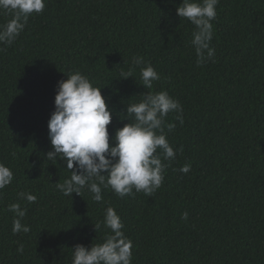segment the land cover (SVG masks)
<instances>
[{"label": "trees", "instance_id": "obj_1", "mask_svg": "<svg viewBox=\"0 0 264 264\" xmlns=\"http://www.w3.org/2000/svg\"><path fill=\"white\" fill-rule=\"evenodd\" d=\"M44 2L11 45L0 43V163L13 172L0 190V264H72L75 245L101 243L110 232L109 206L132 242L131 264H264V0H219L214 61L201 66L195 27L176 13L182 0ZM10 19L0 13V25ZM135 57L158 72L152 89L142 86L146 64ZM77 70L111 109L110 141L145 93L167 91L181 104L183 124L169 113L164 132L182 150L173 160L157 150L167 167L151 196L120 198L101 186L97 202L87 187L71 197L57 189L71 170L46 159L47 122L57 82ZM185 164L187 174L179 171ZM13 203L26 209L29 232L13 233Z\"/></svg>", "mask_w": 264, "mask_h": 264}, {"label": "clouds", "instance_id": "obj_2", "mask_svg": "<svg viewBox=\"0 0 264 264\" xmlns=\"http://www.w3.org/2000/svg\"><path fill=\"white\" fill-rule=\"evenodd\" d=\"M218 3L219 0H182L176 8L177 15L195 27L191 44L197 66L214 61L215 49L210 46L213 38L211 22L217 16ZM44 8V0H0V13L11 16L6 24L0 25V43L11 45L23 31L29 16L42 13ZM133 63L146 64L142 57H135ZM128 77L130 74L125 76ZM140 77L146 89H152L153 82L160 79L151 64L141 68ZM100 90L78 70L57 82L54 111L47 122L52 151L46 153V159L55 163L58 159L63 161L71 175L56 187L64 196L70 197L73 193L80 195L87 187L97 202L103 199L101 186L111 188L120 198L141 191L151 196L161 187L167 167L157 150H162L165 160L175 159L176 151L182 150L170 146L164 132L165 118L174 112L183 124V108L167 91L147 92L139 102L126 107L132 120L117 129L110 141L107 126L111 123L112 113ZM166 126L171 131L175 124ZM190 168V164H185L179 171L187 174ZM12 180L13 172L0 163V190ZM18 197L29 203L37 200L35 195L25 192L18 193ZM9 210L16 216L13 233L29 232L30 228L21 222L26 209L13 203ZM187 217L188 213H183L182 218L186 220ZM103 226L110 230L103 242L92 243L90 247L75 245L72 264H131L132 242L122 231V220L111 206L105 210ZM94 227L97 230L101 225L98 223ZM17 251L23 253L22 244Z\"/></svg>", "mask_w": 264, "mask_h": 264}]
</instances>
